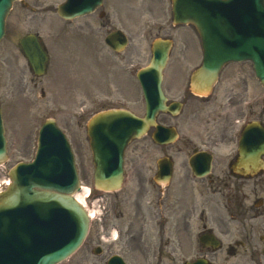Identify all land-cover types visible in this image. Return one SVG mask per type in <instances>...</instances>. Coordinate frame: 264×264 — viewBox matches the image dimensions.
<instances>
[{"label":"flooded vegetation","instance_id":"obj_1","mask_svg":"<svg viewBox=\"0 0 264 264\" xmlns=\"http://www.w3.org/2000/svg\"><path fill=\"white\" fill-rule=\"evenodd\" d=\"M135 1L103 0L91 14L80 18L79 32L90 35L95 47L102 44L105 53L114 55H125L128 48L140 53L141 50L129 47L133 37L145 41L146 44L154 38L171 39V53L176 49L181 54H201V47L192 42L190 32L180 34V26L173 21L169 0H141L143 25L137 36L131 35V20L134 17L132 8ZM116 30L123 32L129 41L121 53H115L104 43L107 35ZM140 44L141 42L138 43L139 46ZM146 49L150 52V47ZM126 56L125 61L131 59L128 53ZM51 59L52 55L48 59L47 54L45 80L30 78L34 88L38 89L37 97L87 98V85L81 80L82 64H78L76 68L80 78L78 84L76 80L73 82L72 74L64 69L65 64L55 63V67L51 69ZM231 67L229 77L239 81L244 87L252 80V75L247 71L249 67ZM20 72L21 75L18 74L17 77L21 86L25 70ZM60 74L66 76L61 81L58 80ZM21 98H32L31 92L21 93ZM222 98L214 109L206 113H203V108L209 97H175L170 100L180 102L181 110L187 112V118L191 121L202 119L205 123L204 128L200 129L201 132L185 137L186 146L191 151L215 150L225 142L233 126L226 124V109L235 108L238 131L258 116L259 100L249 96L246 88L237 90L232 87ZM219 164L214 160L211 173L201 180L180 176L176 182L178 190H169V184L166 187L153 180L157 171L155 161L154 164L144 159L133 160L131 164L125 163L123 187L106 195L110 208L109 228L116 231V236L101 252L117 255L127 264H181L198 257L215 262L217 250L210 244L197 245V238L212 235L211 206L213 197L215 199L218 195L222 217L216 223V228L225 237V244L220 243L219 249L223 264H264V245H260L264 244V235L256 236L258 228L264 230V177H257L248 191L243 179L228 175L225 170L219 169ZM132 177L134 189L126 182L127 178ZM147 183L150 190L146 188ZM201 188L203 189L200 190ZM258 194V197L250 201V195L253 197ZM245 219L259 221L255 228L250 225V230H247ZM232 229L237 231L238 236L234 240L231 239ZM97 242L101 241L97 239ZM195 243L198 256L194 255Z\"/></svg>","mask_w":264,"mask_h":264},{"label":"water","instance_id":"obj_2","mask_svg":"<svg viewBox=\"0 0 264 264\" xmlns=\"http://www.w3.org/2000/svg\"><path fill=\"white\" fill-rule=\"evenodd\" d=\"M12 1L0 0V38ZM242 1V15L235 11L239 0L181 2L188 3V21L195 24L205 48L203 65L191 78L192 91L208 89L221 65L233 60H250L264 89V0ZM90 2L68 0L58 7V14L63 18L74 17L90 11ZM241 21L243 27L236 31ZM32 40L33 37H27L21 43L25 52L29 57L41 55L37 44L31 45L34 50L27 49ZM153 51L148 66L137 73L146 101L145 117L138 118L125 110H110L96 114L87 124L93 162L101 172L113 166L118 172L125 146L154 125L157 111L164 109L160 85L167 48L165 44L154 43ZM253 128L251 137L243 140L238 164L234 165V170L243 168L242 175H253L262 167L264 127L256 125ZM171 138L170 130L156 127L155 142L163 143ZM2 140L0 124V142ZM3 153L4 146L0 147V157ZM119 174L106 180L101 174V187L114 189ZM10 177L13 184L0 195V264H57L63 261L83 242L88 219L71 197L78 189V177L69 144L53 120H47L42 126L34 162L19 164Z\"/></svg>","mask_w":264,"mask_h":264},{"label":"rangeland","instance_id":"obj_3","mask_svg":"<svg viewBox=\"0 0 264 264\" xmlns=\"http://www.w3.org/2000/svg\"><path fill=\"white\" fill-rule=\"evenodd\" d=\"M62 0H24L23 3L15 2L12 9L8 13L5 25V35L0 42V102L5 110V122L8 128V133L14 136L16 144L10 151V161L8 167H12L21 156L32 158L33 154L30 148L35 143L33 133L37 135V129L47 118H54L57 124L63 129L68 138L76 144L77 161L81 170V181L83 185L91 187V156L88 148L85 125L87 120L96 112L105 108H124L139 116L144 113V102L139 85L136 81V72L147 65L150 59V54L145 49L146 42L133 37L129 47L131 49L141 50L140 53H135L129 48L124 54H104V46L99 44L98 48L93 46L91 36H86L84 33L78 32V25L81 19L71 22L60 19L56 13V6ZM141 0L135 1L133 6L132 26L130 34L137 36L143 25L142 8L140 9ZM37 33L49 47V52L53 56V61L50 68L65 64L66 70H71V78L79 84V74L77 65H84L82 69V78L84 84L87 85V98H36L38 90L31 91L26 87V82H18V74L21 75V66L25 64L24 58L18 50V40L25 34ZM62 33V34H61ZM72 34L79 35L81 42L76 45H71L76 51L73 52L70 45L60 39L69 37ZM67 40V39H66ZM69 40V39H68ZM141 42V46L138 43ZM138 46V47H133ZM83 48V50H82ZM94 48H97L94 49ZM143 49H145L143 51ZM143 51V52H142ZM130 55L131 59L124 60L126 55ZM199 55L181 54L178 50H174L170 55L169 63L164 70V87L170 98H190L191 94L187 90V76L189 71L197 64ZM99 60V70L104 68L105 78L97 79L95 75L97 70L93 65V61ZM62 60V61H60ZM104 62V64H102ZM128 66L125 70L124 67ZM102 74V73H100ZM63 74L58 75V80L65 78ZM130 78V79H129ZM255 81L250 80L248 84L241 83L242 89H247L249 92L255 91L259 98V119L264 123V92L259 85L258 91L255 87ZM229 88V82L225 80V73L219 78V82L213 88L210 96L209 108L212 109L217 102L215 98H222ZM23 89V91H22ZM22 91V92H21ZM31 92L32 98H21V93L27 94ZM189 93V94H188ZM13 95L9 98L7 95ZM256 98V97H254ZM81 111L83 113H81ZM209 111L207 107L203 109V113ZM12 113V114H11ZM80 114V115H78ZM229 119L227 125L230 126L235 119V114L228 112ZM159 122L173 126L177 129L181 139L175 141L171 146H157L152 143L150 136H144L132 143L126 151V161L131 164L133 160H147L153 163L154 160L162 157L164 154H169L175 161L176 180L183 171L188 173L186 165L187 156L190 154V149L185 148L181 143L185 134L196 130V124L187 118V112L183 111L180 116L172 117L166 114L158 116ZM195 122L200 123L204 128V121L195 119ZM33 130V132H31ZM78 132V134H76ZM33 138V141L31 140ZM77 141V142H76ZM81 144V145H80ZM190 150V151H189ZM235 144L228 134L227 143L222 149L215 150L217 157L215 163L219 164V169H226L225 164L235 154ZM32 154V155H31ZM31 155V156H30ZM228 156V158L226 157ZM225 166V167H224ZM264 177V171L262 173ZM183 179V178H182ZM256 179L245 181L247 190L254 185ZM134 179L127 180L129 186L134 189ZM175 185V186H174ZM171 185L169 190H178L177 183ZM196 186V185H195ZM189 186L188 189H190ZM199 187V185H198ZM147 190H150L146 186ZM201 188L200 190H202ZM258 197L250 195V201ZM212 223L219 221L220 208L215 200H212ZM101 220L92 219L90 222V230L87 241L84 246L75 253L70 259L62 264H103V261L109 256L106 252L102 257H96L91 252L99 237L108 238V230L110 227V218L106 214L100 217ZM99 218V219H100ZM109 224V225H108ZM250 226V225H249ZM249 226L246 229H249ZM259 229V228H258ZM258 234L264 235V230ZM215 233L218 234L217 230ZM219 235V234H218ZM217 235V236H218ZM221 238L220 236H218ZM236 236L232 234V238ZM106 238V239H107ZM84 259V260H83ZM83 260V261H81ZM218 262L222 264L220 256Z\"/></svg>","mask_w":264,"mask_h":264},{"label":"bare ground","instance_id":"obj_4","mask_svg":"<svg viewBox=\"0 0 264 264\" xmlns=\"http://www.w3.org/2000/svg\"><path fill=\"white\" fill-rule=\"evenodd\" d=\"M92 216V215H91Z\"/></svg>","mask_w":264,"mask_h":264}]
</instances>
